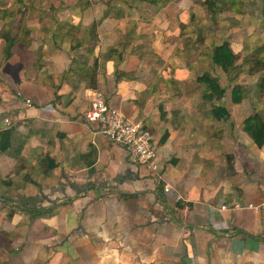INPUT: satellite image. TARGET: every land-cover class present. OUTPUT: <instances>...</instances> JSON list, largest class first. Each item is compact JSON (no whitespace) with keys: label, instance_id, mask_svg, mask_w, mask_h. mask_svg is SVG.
<instances>
[{"label":"crops","instance_id":"1","mask_svg":"<svg viewBox=\"0 0 264 264\" xmlns=\"http://www.w3.org/2000/svg\"><path fill=\"white\" fill-rule=\"evenodd\" d=\"M254 1L221 14L237 71L258 69L231 85L193 46L213 33L187 26L186 0H0V264H264V146L243 130L264 116ZM95 93L149 129L156 172L86 123Z\"/></svg>","mask_w":264,"mask_h":264},{"label":"built area","instance_id":"2","mask_svg":"<svg viewBox=\"0 0 264 264\" xmlns=\"http://www.w3.org/2000/svg\"><path fill=\"white\" fill-rule=\"evenodd\" d=\"M26 103H29V100H26ZM84 119L86 123L94 124L113 144L125 148L133 165L147 167L153 172L158 170V152L149 129L141 122L125 118L117 110L108 106L101 93L94 94ZM4 122L9 126V120L4 119ZM247 207L257 210L252 205ZM222 209H225V206H222Z\"/></svg>","mask_w":264,"mask_h":264},{"label":"trees","instance_id":"3","mask_svg":"<svg viewBox=\"0 0 264 264\" xmlns=\"http://www.w3.org/2000/svg\"><path fill=\"white\" fill-rule=\"evenodd\" d=\"M244 0H231L232 4L243 3ZM249 1V0H247ZM206 10L212 16L217 12V7L213 1H205ZM214 35V34H213ZM6 42L5 54L6 58L10 57L11 50L14 47V41L7 36L6 32L1 35ZM212 50V63L222 69L223 71L234 70L239 56L233 52L229 42L225 41L219 45H213ZM196 82L203 84L206 87V94L203 96L205 101L213 102L221 100L225 95V89L221 88L218 79L211 76L209 73H203L196 78ZM242 91L240 87L235 86L231 91V101L237 104L241 101ZM228 112L224 108L212 107V116L217 120L228 119ZM244 132L252 139L254 144L261 148L264 146V116L255 114L254 116L246 119L243 123Z\"/></svg>","mask_w":264,"mask_h":264},{"label":"rangeland","instance_id":"4","mask_svg":"<svg viewBox=\"0 0 264 264\" xmlns=\"http://www.w3.org/2000/svg\"><path fill=\"white\" fill-rule=\"evenodd\" d=\"M171 1H175V0H171ZM186 1H187V3H186L187 7L190 6V8H191L189 16H188V24H187V26L188 27L194 26L196 28L197 32H202L204 29H206L208 31H211V33L214 34V35H212V34L211 35H209V34L206 35L205 34V35H195V36H193V38H195V40H196L194 42L193 46L195 48L196 47L199 48L198 46L199 45H203V42H204V43L208 44V47H210L208 54L212 55L211 48L213 47V45H219V44L225 42V40L227 39L226 33L224 31L230 25H234V23L236 25L238 24L237 19L232 17V15H228V13H226V15H221V14H224L225 11H229V10H230V12H232V10H237V11L241 12V10H244L245 8L247 10H249L250 7H251L250 4L254 0H249V1L244 0L243 3H240V4H238V3L232 4L231 0H210V1H213L215 3L216 7H217V12H215V15H212V16L211 15L209 16L204 11V9L206 10L208 8L207 7L208 5L206 6V3H205V1H207V0H186ZM245 1H247V2H245ZM256 1L258 2V4H261L262 6H264V0H256ZM204 21H206V24H205ZM209 39H210V43H208ZM205 47H207V46H205ZM208 47H207V49H208ZM256 58L257 57H255V59ZM252 60L253 59H251V62H252ZM241 66L243 67L244 64H242ZM237 69L239 70L240 68L236 66V68L234 70L224 71L226 73V76H225L224 80H226V82L232 81L231 85H234L235 81L237 79H240L239 78L240 76H241V80L243 79V75H240V74L246 73V75L248 77H250L249 75H253V76L256 75L255 73H257V72L255 70H258V69H252V68L248 70V67H246V68L243 69L244 72H242V70H241V73H240V72L237 71ZM231 78H233V80H231ZM217 79H219V78H217ZM222 81H223V79H222ZM248 82L249 81L247 80V82H245L243 86H246V84H248ZM258 83H259V80H258ZM224 85H226V84H224ZM231 85H230L229 88H231ZM261 93H262V91H261Z\"/></svg>","mask_w":264,"mask_h":264}]
</instances>
